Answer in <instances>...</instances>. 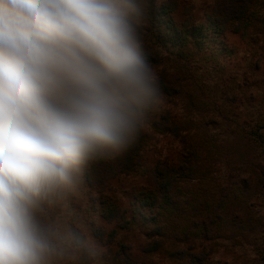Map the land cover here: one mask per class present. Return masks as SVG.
<instances>
[{
	"label": "clouds",
	"instance_id": "clouds-1",
	"mask_svg": "<svg viewBox=\"0 0 264 264\" xmlns=\"http://www.w3.org/2000/svg\"><path fill=\"white\" fill-rule=\"evenodd\" d=\"M152 0H0V264H107L80 210L166 103Z\"/></svg>",
	"mask_w": 264,
	"mask_h": 264
},
{
	"label": "rangeland",
	"instance_id": "rangeland-1",
	"mask_svg": "<svg viewBox=\"0 0 264 264\" xmlns=\"http://www.w3.org/2000/svg\"><path fill=\"white\" fill-rule=\"evenodd\" d=\"M228 1L152 0L154 40L163 58H170L164 66L178 77L179 91L144 130L136 173L121 171L117 159L89 170L80 210L106 246L107 264H264V143L250 132L264 127V0L244 4L250 17L242 25L229 24L223 35L211 27L204 33L209 18L223 13ZM234 1L232 9L240 11L242 4ZM164 3L172 10L178 4V25H195L206 38L180 48L158 37L168 21L159 13ZM170 122L180 127L179 138L166 132ZM190 165L194 180L174 177L171 196L179 213L158 219L144 194L158 189V171ZM114 207L113 217L104 218L103 211ZM155 218L168 237L179 239L166 240L161 253L149 256L143 251ZM172 252L179 253L173 258Z\"/></svg>",
	"mask_w": 264,
	"mask_h": 264
},
{
	"label": "trees",
	"instance_id": "trees-1",
	"mask_svg": "<svg viewBox=\"0 0 264 264\" xmlns=\"http://www.w3.org/2000/svg\"><path fill=\"white\" fill-rule=\"evenodd\" d=\"M233 1L234 0H229L227 4L224 5L226 9L223 13H216V17L214 15V17L209 18V21L206 25L207 27H204V33L209 32L211 27L213 28L214 32H217L219 35H223L226 26H228L229 24L232 25L234 22L237 23V26H240L245 22V20H247L250 17V15H248V17L246 18L247 9H245L246 7L244 8V4L247 5V7L250 6L248 5L249 3L248 0L234 1L235 3L240 2L242 4L240 11L232 9ZM168 6L169 4L167 3L161 5V10L159 13L161 16L167 15L165 17H168V21L166 23L164 33H159L158 37H162L165 42L170 43L174 47L178 46L180 48H184L188 45L195 46V42L199 44L201 39L206 38L207 34L204 35L202 30L195 28L196 27L195 25L190 26L187 23L178 25L177 21L175 20V14H176V10L178 9V4L177 5L175 4L173 10ZM154 11H156V6L152 3V9L145 28L146 51L151 58L153 66L156 68V70L159 73L162 90L164 92L166 99H172L177 95L179 91L178 87L176 86V81L178 80V77L176 75L168 74L167 69L165 68L164 65L166 64L165 60L169 62L170 58L169 59L163 58L162 50L159 47V42L157 41V39L154 40V35H155L154 29L156 27L154 22H156L155 20H157L156 14L153 15ZM222 15H226V17L222 18ZM174 56L175 58H177V60L180 57L179 55H174ZM170 124H171V128L169 127ZM170 124L168 125L166 132L172 133L174 136L179 138L181 136L180 127L177 126L176 123L174 122H170ZM260 129L264 130V127L262 128L259 127V129L257 128L253 129V131L250 132H252L255 136L259 138L260 141H262V143H264V131L263 133H259ZM146 140H147L146 133L143 131L136 145L125 156L117 159V164L121 166V171L129 174L134 172L136 173V169L139 170V168L135 169V167L138 165L140 167L139 162L140 159H142L143 157V152L146 146ZM101 163L103 164L107 162H101ZM194 170L195 169L193 168V166L190 165L184 169L182 168L169 169V170L166 169L162 172L158 171L157 176H159L160 178V184L158 186V189L148 191V193L144 194V198H143L144 200L148 201L149 204L151 203L150 206L148 205V203L146 204V206H149L151 208L156 207L157 209L156 217L158 219H161L163 215H167V218L169 219L170 216L179 213L178 205L176 201L173 199L175 195H173V197L171 196V191L174 188V177L180 178V176L182 175L184 176V178L188 180H194L192 179L195 176ZM186 172L188 173L186 174ZM89 180H91V178H89ZM263 182H264V168L260 183ZM222 198H226V196L225 197L222 196ZM114 209L115 207L110 208V211H108L109 209L108 210L105 209L103 211L104 218L111 219L113 217L112 214L114 212L112 210ZM158 219L155 218L154 220L156 225L155 230H152V233L147 235V238L150 240L148 244V248H145L143 251L145 254L149 256H152L155 253H161L164 250L166 240L173 239L174 241H178L179 239V237L176 236V234L173 235V237L172 236L168 237L166 233L163 231V228L160 225V220ZM213 224L214 221L209 220L208 225L211 226ZM209 233L210 232H208V235ZM115 234L116 232H113V235ZM186 240H190V237H188V235L186 236ZM177 253L179 252H172L170 253L171 254L170 256L175 258V255ZM127 258L130 260L129 256H127ZM128 263L137 264L132 260L128 261Z\"/></svg>",
	"mask_w": 264,
	"mask_h": 264
}]
</instances>
